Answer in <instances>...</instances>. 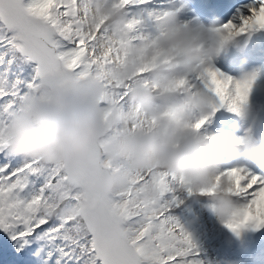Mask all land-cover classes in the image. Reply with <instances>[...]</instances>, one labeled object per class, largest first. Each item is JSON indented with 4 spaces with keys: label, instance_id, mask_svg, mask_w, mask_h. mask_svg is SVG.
<instances>
[{
    "label": "clouds",
    "instance_id": "1",
    "mask_svg": "<svg viewBox=\"0 0 264 264\" xmlns=\"http://www.w3.org/2000/svg\"><path fill=\"white\" fill-rule=\"evenodd\" d=\"M151 3L109 0L99 13L106 40L98 39L95 18L84 19L100 44V62L86 77L44 80L12 114L0 141L10 155L56 167L69 178L66 187L95 197L68 208L61 199L54 211L105 230L113 227L110 195L134 187L159 199L161 173L176 178L175 192L208 197V207L227 222L239 202L222 158L242 161L233 168L264 172V138L251 128L240 136L205 130L215 97L193 80L214 66L229 40L170 7H145ZM248 105L249 96L235 113L250 116ZM205 117L202 127L192 126ZM138 177L144 179L133 185Z\"/></svg>",
    "mask_w": 264,
    "mask_h": 264
},
{
    "label": "snow or ice",
    "instance_id": "2",
    "mask_svg": "<svg viewBox=\"0 0 264 264\" xmlns=\"http://www.w3.org/2000/svg\"><path fill=\"white\" fill-rule=\"evenodd\" d=\"M245 7L239 23L232 20L218 27L224 41L264 29V0H251ZM79 15V0H0V46L34 62L27 76L22 69L10 80V68L0 75V131L44 80L66 74L86 77L100 62L96 38L85 31ZM255 79L254 75L237 80L208 66L193 83L213 94V113L224 107L239 112ZM208 119L193 121L192 126L199 129ZM97 160L103 166L102 153H97ZM224 175L230 177L239 202L226 226L235 233L249 224L264 228V172L229 167ZM143 179L135 178L132 184ZM68 180L56 167L10 155L0 141V230L10 233L13 240L39 233L52 246L51 254L57 255L56 264H203L191 235L172 214L182 203L173 190L175 177L159 175V199L144 198L134 187L111 194L110 230L54 211L61 199L64 208L96 202L80 188L66 187Z\"/></svg>",
    "mask_w": 264,
    "mask_h": 264
},
{
    "label": "bare ground",
    "instance_id": "3",
    "mask_svg": "<svg viewBox=\"0 0 264 264\" xmlns=\"http://www.w3.org/2000/svg\"><path fill=\"white\" fill-rule=\"evenodd\" d=\"M108 3L109 0L107 1V3H104L105 5L100 7V9L98 8L97 13H95L94 16L92 15L93 18H95L97 21H99L100 19H104L103 15L99 13L102 11L104 7L108 6ZM164 6L170 7L173 10L177 11L178 14L181 16V18H184V20L186 21H187L186 17L188 16L189 18V16H191L190 14L194 15L192 18L195 21L203 20L201 16L195 13L192 10V8L186 4L185 0H154L152 1L151 4L146 5L145 7L157 9ZM243 11L246 12V10ZM239 14L240 11L236 15L233 16L231 15L230 19L227 22L235 20L237 23H239L238 20ZM227 22L221 24V26L226 24ZM102 28L99 33L100 36L99 39L106 40L107 36L104 34V28L103 29ZM254 30L259 31V33L262 34L264 37V29H254ZM216 60L217 58L215 59V61ZM215 67L218 68L219 70L222 69V66L220 65L219 62L218 65L215 64ZM254 75L256 76V79L249 94V105H248L251 115L244 117L240 115V117H237L235 112L226 111L228 114L227 115L225 111H223L224 109L220 108L210 116L209 122L205 126L206 131H212L215 133H221V132L224 133V131L229 128L228 127L229 124L227 125L225 123V120L227 121L231 120L232 127L238 128V130L232 133V135H236V136L243 135L244 131L251 128L250 126L253 122V118H255V116L264 106V66H261L259 64H254L249 68L242 69L236 72L235 75H231V77L237 80L249 79ZM255 92L258 93V97H254ZM223 161H225L226 163V165L224 166L225 168L232 167L229 165L230 162L229 159H224ZM209 204H210V199L208 197H205L203 200H199V201L191 200L190 203L185 205L180 204L181 207L180 209L182 210V212L187 210L188 208H191L190 210L194 211V213H192L191 211L187 213L184 222H182V224L184 226V229L191 235L193 242L197 246L198 252L201 251L203 254L206 253L208 254V250L214 246V243L210 245H206L202 243V241L199 242L200 238H202V236L200 235L202 233L204 235L203 241L205 240V243L207 242L209 244L213 239H217L218 245L215 246L214 250H218L220 247L224 248L226 246L227 240L225 241V238L226 236H228V234H230L229 237L233 236V238L236 235V237L239 236L238 239H241L243 241V243H241L240 241L241 247L239 251H241L243 255H247L248 258H252L251 260L248 259V263L246 264H264V228L257 229L253 225L249 224L243 227L242 229H240L238 233H235L232 230H230L227 226H225L226 225L225 221H222L219 217L214 218V216H212L214 211L208 207ZM205 213H207L206 217H205ZM237 247L235 246V248ZM237 252L238 251H236V253ZM200 260L203 261V264H205L203 259Z\"/></svg>",
    "mask_w": 264,
    "mask_h": 264
},
{
    "label": "rangeland",
    "instance_id": "4",
    "mask_svg": "<svg viewBox=\"0 0 264 264\" xmlns=\"http://www.w3.org/2000/svg\"><path fill=\"white\" fill-rule=\"evenodd\" d=\"M105 1L106 0H79V13H80L79 20H80L81 24L83 25L85 31L88 33L89 36H91V33L88 32L87 25H85L83 23V20L84 19H93V16L95 15V13H97V9L98 8L100 9V7L104 6L105 5L104 3H107L108 0L106 2ZM152 1H154V0H152ZM250 2H251V0H240V3H237L234 6L233 10H231L229 17L226 20V22L230 19L231 15L233 16V15H236L237 13H239V11L241 12L243 10H246L245 5L250 3ZM186 18H187V21H190V20L193 21L191 17L188 18V16H187ZM182 19H184V18H182ZM102 20L103 19H100L99 21H97V24L99 25ZM102 27L103 26L99 27V33H100V30ZM99 33H98V39L100 37ZM98 46L100 47V45L96 41L97 50L99 49ZM214 67H215V65H214ZM8 68L11 69V72L8 73V77L10 80H14L16 75H20L22 69H23V74L25 73L26 70H28L25 65H21V64L6 65L5 63H3L2 58L0 57V75L4 74L5 69H8ZM223 73L226 74L225 72H223ZM13 74H15V75H13ZM223 109L222 110L225 111V113L227 114L226 111H229V110L226 107H224ZM237 115H240V114L237 113ZM225 123L228 125L231 123V120L230 121L225 120ZM232 131H235V130H232V128L230 127L226 131H224V133L232 134ZM221 133H223V132H221ZM225 158L230 159V162H229L230 166H233L237 163H241L240 161H235L232 158L223 157L222 158V167L223 168H225L224 167L225 162H223V160ZM231 160H233V161H231ZM227 168H229V167H227ZM178 194H179L180 199L183 201L181 203L182 205L190 203L191 200L199 201V200H203L206 197V196H190L186 192H182V193H178ZM180 208H181L180 205L178 207L173 208L172 214L174 216H176L179 219L180 223L182 224V222H184V219H185L187 213H189L190 211L192 213H194V211L190 210L191 208H188L187 210L182 212V210ZM214 214H215V212H213V215H212V216H214V218L218 217L217 214H215V215ZM206 215H207V213H205V217H206ZM200 235L202 236V238H200L199 242L202 241V243H204L206 245H210V244L214 243V246L208 250V254L207 253L203 254L201 251L199 252L198 258L201 257L200 259H203L205 264H246L247 263V261H246V263H244L246 255H243L242 252L239 251L240 247H241V243H243V241L241 239H238L239 236L236 237V235H235L233 238V236L229 237L230 234H228V236H226V238H225V241L227 240L226 246L224 248L220 247L218 250H214L215 246L218 245L217 239H213L208 244L207 242L205 243V240L203 241V239H204L203 233ZM9 236L10 235H8V237ZM30 238H32V237H27L26 240H13L12 238L9 237L8 238V240L10 241L9 244L0 250V264H25V261L27 259H28L27 260L28 264H56L57 255L51 254L52 253V246L48 243V241L43 239V238H40V239L36 240L35 242H30L29 241ZM240 241H241V243H240ZM238 242H239V244H238ZM234 244L236 247L237 246L238 247L235 248ZM205 247H207V246H205ZM236 251H238L239 253L238 252L236 253Z\"/></svg>",
    "mask_w": 264,
    "mask_h": 264
},
{
    "label": "trees",
    "instance_id": "5",
    "mask_svg": "<svg viewBox=\"0 0 264 264\" xmlns=\"http://www.w3.org/2000/svg\"><path fill=\"white\" fill-rule=\"evenodd\" d=\"M0 57L2 58L3 63H5L6 65H9L10 60H14V62L12 64L25 65L28 70L25 71L24 76H27L26 74H28V72L32 71V69L34 67V62H29V61L25 60L22 57V54L14 51L13 49H11L9 47L0 48ZM8 235H10L9 237L11 238L10 233L5 232L3 230H0V250L9 244L10 241L8 240V238H9ZM33 236H30V237H33ZM37 239H40L39 233L35 234V236L32 240L36 241Z\"/></svg>",
    "mask_w": 264,
    "mask_h": 264
}]
</instances>
